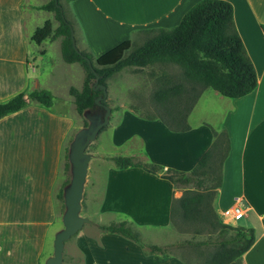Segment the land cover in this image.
Here are the masks:
<instances>
[{"label": "crops", "instance_id": "obj_1", "mask_svg": "<svg viewBox=\"0 0 264 264\" xmlns=\"http://www.w3.org/2000/svg\"><path fill=\"white\" fill-rule=\"evenodd\" d=\"M46 1L0 0V100L20 91L45 87L53 94L55 110L62 114L64 106L70 104L73 116L70 123H65V118L49 112L47 121L41 122L37 117L32 121L26 112L35 105L29 104L0 118V141L14 147L12 153L4 154L2 160L7 162L8 158H13V162L18 163L16 170L24 168H21L23 171L19 177L4 170L0 181V227L10 228L7 233L0 234V242H21L20 251L16 252L5 250V245L0 244V264H38L33 241L40 239L34 234L17 231V227L47 224L52 219L53 215L49 218L40 215L48 216V212H54L61 155L74 125L75 104L68 89L71 85L80 88L83 81L84 74L79 84L68 81L62 87V93L58 92L61 86L53 80L58 70L66 74L78 70L80 74L83 68L77 61L63 59L57 38H48L50 42L59 40V49L58 46L54 48L56 51L52 55L48 53L47 38L36 43L35 52L47 56L51 62L38 73L28 72L29 69L37 72V67L26 42L30 43L33 30L39 26H31L36 21V11L40 9L36 6ZM196 1L71 0L70 6L76 17V34H80L87 50L99 56L125 39L133 40L134 35L142 33L143 29L179 23L185 11ZM228 1L233 6L235 27L256 70V87L239 97L224 96L213 88L207 93L204 89L188 115L189 128L179 131L169 129L158 117L146 118L129 106L120 107L109 133L110 146L120 149L119 153L123 155L138 156L142 161L161 165L163 169L189 171L211 145V127L225 128L230 146L222 164L216 209L218 212L222 206L235 202L242 205L243 222L236 225L254 230L252 245L235 259L234 264H264V0ZM50 12L53 18L54 13ZM42 75L46 76L43 82ZM203 97L208 104L211 103V112L192 121L193 111ZM17 117L22 120L16 121ZM61 124L65 127L58 135L57 128ZM27 143L41 149L40 170L42 165L43 174L39 190L34 191L41 196L37 208H34L33 200L20 201L16 196L27 192L18 188H26L31 178L25 176L30 169L24 171L27 169L24 164L30 157L27 156ZM97 153H102L97 157L107 164L99 213L111 214L112 220L126 219L142 233L146 228L168 227L171 201L180 196L185 187L175 186L160 172H151L141 166L117 167L111 159L103 156L106 153L100 151L98 143ZM10 189L14 190V196L9 195ZM27 210L39 212L33 215ZM99 240V244H91L94 253L87 264H188L175 256L158 258L154 253L144 252L138 243L116 233L99 230Z\"/></svg>", "mask_w": 264, "mask_h": 264}, {"label": "trees", "instance_id": "obj_2", "mask_svg": "<svg viewBox=\"0 0 264 264\" xmlns=\"http://www.w3.org/2000/svg\"><path fill=\"white\" fill-rule=\"evenodd\" d=\"M36 7L53 11L58 25L53 27L52 20L45 19L33 30L31 40L41 43L46 38L60 37L63 59L77 61L83 68L81 87L71 85L68 89L79 114L99 106L95 98L102 94V90L93 88V70L100 75L99 81L106 83V78L129 65L144 67L155 62L179 65L181 72L175 78H158L152 93L153 114L131 106L141 116L160 118L174 131L189 128L188 115L207 87L227 97H239L257 85L254 64L235 27L233 6L228 0H198L185 11L179 23L143 29L141 32L145 37L140 43L133 44L128 38L99 56L79 47L76 39V48L73 46L71 28L75 30V22L66 15L61 0H48ZM53 99L52 92L45 87L17 92L0 100V118L23 108L29 101L50 106ZM102 102L105 103L103 99ZM211 130V145L189 171L163 169L161 165L142 161L134 155L107 156L117 167L141 166L151 172H160L175 186L185 187L182 194L171 201L170 223L180 228L189 227L195 234H206L202 239L182 240V246L198 250L201 258L200 262L182 258L188 264H234L255 238L252 227L223 223L214 208L213 200L222 183V164L230 143L225 128L211 127ZM65 157V169H68L67 152ZM67 182L68 179L63 182L57 197L62 198L63 186ZM190 183H196L202 189H193L189 187ZM98 227L133 240L144 252L154 253L158 258L168 256L164 245L144 240L140 231L126 219L98 223Z\"/></svg>", "mask_w": 264, "mask_h": 264}, {"label": "rangeland", "instance_id": "obj_3", "mask_svg": "<svg viewBox=\"0 0 264 264\" xmlns=\"http://www.w3.org/2000/svg\"><path fill=\"white\" fill-rule=\"evenodd\" d=\"M34 1V0H33ZM40 2H44L46 0H36ZM71 0H61L63 7L65 9L66 15L74 20L75 22V30H73L74 39L77 41V45L81 48H84V45L80 39V34L77 33L76 28V17L71 9L70 6ZM37 18L34 23L31 24L33 26L34 24L40 25L42 24L43 20L47 17L52 18V13L47 10L38 9L36 11ZM53 27H56L58 25V20L54 17L52 18ZM30 28V27H29ZM33 28V27H31ZM77 35V37H75ZM145 37L144 33H137L133 37V44L140 43ZM60 40V37H56ZM53 39V38H51ZM59 40L57 42H50L49 39H46V45L48 48V53L50 55L54 54L56 48L58 46L59 49ZM29 42H26V47L28 49V52H30L33 56V60L35 63V67H37V72H33L31 69L28 70L29 73H38L41 71L43 67H48L50 62L47 58V56L41 55L39 52L36 51L37 44L33 40H29ZM76 43V42H75ZM48 55V54H47ZM81 69V68H80ZM81 73L79 74V71L77 72H70L68 74L64 72H60L58 70L56 78L53 80L58 83L61 88L58 90V92L62 93V87L64 84L69 82H75L76 84H79L81 82L82 75L84 74L83 69L80 70ZM181 72L179 65L174 63H160L155 62L152 64H148L144 67H138L135 65H129L125 66L122 69L114 72L111 76L106 78V91L107 95L106 97L102 98L105 103H107L111 107V114L109 116V122L104 126V128L100 129L99 132L96 134V137L87 145L86 151H88L91 154V157L88 162V168L86 173V178L83 186V192L80 200V211L79 213L83 216L89 217L92 221L91 222H85L82 227L73 235H71L67 240L64 242V248H63V259L62 264H87L86 261L91 260L93 257V251L91 250V244L96 245L99 244V230H101L98 227V223H105L112 220L113 216L111 214H100L99 213V205H100V196L102 192L103 187V179L104 174L106 171V162L102 161L97 157V143L100 144V151L103 153H106V155H103L105 158L107 156H113V155H123L119 153L121 150H117L115 148H112L110 146V137L109 133L111 132V127L113 124H115V120L117 119L119 108L123 106H129V107H135L140 111H148L151 114L155 111V105L153 103L152 93L153 89L157 85V80L161 76H170V78H175L179 73ZM46 78L44 75H42L41 81ZM59 79V80H58ZM207 93L209 91H213L212 88H206ZM101 99V101H102ZM55 103V101H54ZM53 103L52 106H45L40 103L29 101L27 103V106L29 104H32L31 106H34L35 108H29L27 109L28 112L26 114L31 115L30 118L33 121L36 117L37 120L41 122H45L48 120L49 116L46 115L49 112H54L55 114L59 115L63 119L65 123H70L72 120L73 112L71 111L70 107L71 105H65L64 106V113H58L56 109V105ZM212 108L211 103L206 102V98L203 97L202 100L199 102L198 106L195 108L192 114V121H196L198 117L208 116L210 114V109ZM92 112H104V108L102 105L99 104V106L95 107ZM191 112V111H190ZM20 117L16 118V121H21ZM28 120V119H24ZM64 124V123H63ZM88 124V119L84 116V114H79L74 106V125L72 130L70 131L68 138L65 141L64 149L62 151L61 155V166H60V175L58 178L57 186L58 190L63 185V182L68 179H70L71 173H70V164L69 168L65 169V153L68 152L69 143L72 140L75 132L82 126H85ZM63 126L60 125L57 128L58 135L63 130ZM54 140V138H53ZM26 145H29L27 147V160L25 167L27 168L24 170L25 172L30 169V172L25 174V176H29L30 181H28V185L26 188H18L26 190V193H23L24 195L16 194L17 199L20 201H24V199H28L29 201L33 200L34 202V208H37L39 206L38 200H40L41 196H37L34 191L39 190V186L42 179L43 169L41 165L40 170V159H41V149L39 146L36 147L35 144L27 143ZM13 145L8 144L5 142L0 141V181L3 177V172L6 170H10L11 173H15L17 177L22 174L21 167L19 170H16V167L18 163H14L13 158L7 159V162H3V156L4 154H11L13 150ZM10 150V151H9ZM39 152V153H38ZM112 152V153H110ZM102 153H100L101 155ZM98 155V156H100ZM126 155V154H124ZM138 158V156H137ZM68 161V157H67ZM69 163V161H68ZM9 164V166H8ZM5 165V167H4ZM17 171V172H16ZM35 173V174H33ZM94 179V184H93ZM67 182V183H68ZM66 183V184H67ZM65 184V185H66ZM64 185V186H65ZM1 186V185H0ZM63 186V187H64ZM189 187L197 190H201L202 188L198 187L196 183H190ZM0 187V192H1ZM12 196H14L12 189L9 190ZM28 191H30V194L28 195ZM32 193V194H31ZM10 195V196H11ZM19 195V196H18ZM55 206H54V212H48L47 215H40L44 218H49L50 215L52 216L51 221L47 224L42 225H31L27 227H17L21 233H31L37 236V238L40 239V241H33V244L36 246L35 254H37V262L38 264H45V259L52 254L53 251V238L55 233L63 227L62 223V214L65 210V204H64V198L57 197L56 193V200H55ZM213 205L215 210L217 211V199L215 198L213 200ZM27 212H32L33 215H35L37 210L30 211L27 210ZM44 211H41V213ZM37 216V215H36ZM38 217V216H37ZM115 219V218H114ZM113 219V220H114ZM243 222V219L240 218L237 220V223ZM9 227H0V234L7 233L9 231ZM147 230H144L146 232L141 233L144 240L148 242H153L157 244L164 245L166 248V253L168 256H175L178 259L184 258L188 259L192 262H200L201 258L199 257L198 250L194 248H190L188 246H182V240L184 239H202L206 237L205 233L195 234L193 233L191 228H180L176 226L175 224L170 223L168 227L165 229H150L146 228ZM0 244L5 245V250L9 251H20V244L19 243H3L0 242ZM7 252V251H5ZM91 257V258H90Z\"/></svg>", "mask_w": 264, "mask_h": 264}, {"label": "water", "instance_id": "obj_4", "mask_svg": "<svg viewBox=\"0 0 264 264\" xmlns=\"http://www.w3.org/2000/svg\"><path fill=\"white\" fill-rule=\"evenodd\" d=\"M71 39L73 46L76 48L72 28ZM88 62L91 65L89 59ZM93 71L95 73L93 88L102 90V94H99L95 98V102L103 106L104 112H92L90 109H86L83 114L88 119V124L80 127L69 143L67 157L70 164L71 176L69 182L63 187L65 204V210L62 214L63 227L54 235L53 251L45 259V264H62L65 240L76 233L85 222L92 221L89 217L79 213L88 162L91 157V154L86 151V148L96 137L99 130L109 122V116L111 114V107L101 101L107 95L106 83L100 82V75L95 70Z\"/></svg>", "mask_w": 264, "mask_h": 264}, {"label": "built area", "instance_id": "obj_5", "mask_svg": "<svg viewBox=\"0 0 264 264\" xmlns=\"http://www.w3.org/2000/svg\"><path fill=\"white\" fill-rule=\"evenodd\" d=\"M219 218L223 223L229 225H236L237 220L240 219L244 214V208L238 203H231L222 206L219 211Z\"/></svg>", "mask_w": 264, "mask_h": 264}]
</instances>
